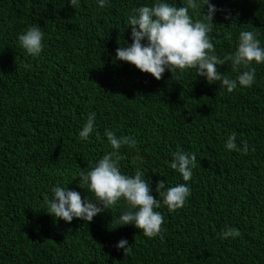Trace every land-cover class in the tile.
<instances>
[{
	"label": "trees",
	"instance_id": "16d2710c",
	"mask_svg": "<svg viewBox=\"0 0 264 264\" xmlns=\"http://www.w3.org/2000/svg\"><path fill=\"white\" fill-rule=\"evenodd\" d=\"M69 2L0 0V264H264V63L252 62L251 87L232 92L196 69H166L156 80L115 58L132 43L129 16L156 0ZM209 3L216 11L208 36L220 59L236 52L243 31L264 48V0ZM203 13L190 10L194 21ZM33 26L43 32L35 56L18 40ZM217 67L239 75L230 60ZM107 131L135 139L119 150V168L129 177L140 172L160 201L154 210L164 223L154 238L119 226L129 208L123 198L91 222L46 212L58 186L96 200L79 173L112 151ZM233 135L237 148L247 142V154L226 148ZM178 150L197 157L189 181L170 167ZM157 181L161 191L186 184L185 205L170 212ZM229 228L240 235L222 239ZM121 239L126 253L116 247Z\"/></svg>",
	"mask_w": 264,
	"mask_h": 264
},
{
	"label": "clouds",
	"instance_id": "9594fccd",
	"mask_svg": "<svg viewBox=\"0 0 264 264\" xmlns=\"http://www.w3.org/2000/svg\"><path fill=\"white\" fill-rule=\"evenodd\" d=\"M69 3L73 8L78 6V0H70ZM105 3L106 0H99L100 7H104ZM201 7L204 9L203 19L194 21L190 10L199 14ZM215 11V6L209 0H186L184 6L180 7L156 0L151 6H141L128 19L132 43L118 47L115 58L134 65L141 72L151 74L156 80L162 78L166 69L172 74L177 69H196L198 76L206 78L210 84L219 82L228 92L235 90L238 85L251 87L256 71L251 64L253 61L257 64L264 63V48L260 47V41L252 32L243 31L240 33L236 52L220 59L214 53V45L208 36L212 30ZM42 38L41 28L33 26L20 35L18 40L28 54L35 56L42 50ZM226 60L231 61L233 71L239 72L235 79H230L218 71L217 66L223 65ZM242 67L247 70L240 72ZM94 117L95 113L88 118L79 132L81 139L87 140L93 131ZM106 136L112 151L105 154L90 170L79 173V186L87 187L94 193L96 200H89L88 197L82 200L77 191L58 186L53 188L54 195L51 200L46 199V212L66 222H71L74 217L91 222L95 216L115 206L123 198L129 208L120 214L119 226L134 224L146 237L154 238L161 233L164 223L163 215L154 210L161 206L160 201L150 194V183L142 178L140 172L129 177L122 174L119 168V150L122 145L134 147L135 139L118 138L111 131H107ZM235 140L234 135L230 136L226 148L247 154V142L239 149ZM173 157L170 167L177 170L184 181H189L192 168L195 167L196 155L178 150L173 153ZM162 189H165V183L157 181L156 191L163 196V203L170 212L181 209L190 195L186 184L170 187L166 191H161ZM239 235L238 230L229 228L222 233L221 238H235ZM127 244V240L121 239L116 247L126 253Z\"/></svg>",
	"mask_w": 264,
	"mask_h": 264
}]
</instances>
